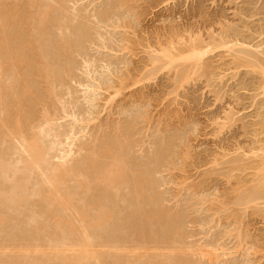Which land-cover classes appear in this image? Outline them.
I'll return each mask as SVG.
<instances>
[{"label": "rangeland", "instance_id": "1", "mask_svg": "<svg viewBox=\"0 0 264 264\" xmlns=\"http://www.w3.org/2000/svg\"><path fill=\"white\" fill-rule=\"evenodd\" d=\"M0 5V37L9 43L8 49L0 47V117L5 108L8 113L5 126L0 118V154L11 151L17 159L10 148L20 139L11 128L24 114H32L29 132L37 131L33 124L45 115L56 119V129L74 125L80 131L67 115L75 113L90 119L89 133L76 142L69 164L97 154L105 141L104 163L120 159L125 179L136 171L146 178L143 189L137 188L138 202L132 182L119 183L118 196L99 180H91L88 190L83 174L67 175L60 185L72 195L62 214L78 230L81 199L92 209L113 210L101 232L125 244L98 246L103 263L264 264V192L247 196L264 185V77L250 66L264 65V0H0ZM237 38L248 44L240 54L221 46ZM192 42L213 48L187 77L185 65L165 68L158 62L160 50L183 51ZM98 84L99 93L86 91ZM21 88H33L36 98L14 93ZM47 88H55L57 97ZM38 178L35 172L31 180ZM99 187L108 195L98 198ZM31 204L45 211L36 226L40 232L18 224L12 240L1 239L0 264H66L41 244L54 228L57 207L44 197H33ZM28 232L30 246L21 238Z\"/></svg>", "mask_w": 264, "mask_h": 264}, {"label": "bare ground", "instance_id": "2", "mask_svg": "<svg viewBox=\"0 0 264 264\" xmlns=\"http://www.w3.org/2000/svg\"><path fill=\"white\" fill-rule=\"evenodd\" d=\"M8 16H10V10L8 11ZM6 42L0 37V47L2 46V48L8 49L9 43ZM244 45L238 38L221 44L222 47L237 55L245 49ZM247 45H245L246 49ZM212 48L211 43L196 44L192 42L186 50L180 51L176 48L174 51H171L164 48L157 52L156 56L159 57L158 62L165 68L174 65H185L187 74L184 77H187L191 71V67H195L196 70L199 69L203 57ZM1 58L2 56H0V60H2ZM250 66H252L253 70L258 69L264 77L263 64L258 63ZM48 75L49 71L46 72L47 78ZM87 87L86 91H93L94 93H99L102 89L99 87V84L98 88ZM7 90L10 89L8 88ZM46 92L57 97L55 88H47ZM14 93L26 96V99L30 100L36 98V92L33 88L14 89ZM110 100H112V97L109 98L108 102ZM92 101L90 100L89 102L92 103ZM1 102L2 104L4 103L3 100ZM4 112L5 117L3 115L0 117L2 126H5L8 121L6 108ZM31 115L30 112L24 114L17 121L16 125L11 128V130L13 129V136L20 139L18 147L10 148V150H13V153L19 154L17 159L13 160L11 151L0 154V226L7 225V229H4V227L0 228V247L4 243L1 239L7 241L12 240L8 239L18 224L19 226L20 224H24L25 227H31L32 225L36 228L39 221H44L45 211H37L31 204L33 197H44L48 205L56 206L57 209L52 210V213L55 215L54 228L51 234L45 238V243L41 244L52 247L56 251L57 257L65 261L66 264H90V259L97 260L98 264H105L102 262L104 258L103 252L97 249V247L104 245L110 248H116L125 244L116 239L106 238L103 232H101L105 231L109 221L113 218L112 215H115L113 214V210L103 205L92 209L86 204L84 199H81L80 202L82 205L76 207L81 220V230H78L74 222L68 216L62 214L64 210H67V205L71 203V192L70 190L61 192L59 187L67 175L83 174L84 182L88 190H91L89 185L91 180H99L105 185L113 186L115 194L118 196L119 186L117 185L120 183L132 186V182L133 192L138 202L142 197V193L137 188L143 189L146 178H141L142 171H136L131 178L125 179L126 171L123 166L124 162H120V159H116L111 164L104 163L105 157L102 153L106 147L105 141L101 143L97 154L91 152L89 155L78 158L69 164V159L76 152V142L89 133L86 128L88 127L90 119L78 117L75 113L67 114L71 116L74 122L78 123L80 131H76L74 125H71L68 131H64L54 128V121L56 120L54 117L45 115L36 125L35 123L33 124L32 128L38 126L37 131L29 132L28 130L26 131V126L29 127L26 124L31 122ZM48 137H51L50 141L45 140ZM62 144L65 145L63 148L60 147ZM35 172L38 173L39 178L37 181H32L31 178ZM45 186L47 189L44 188ZM79 186L83 187L84 184H79ZM95 191L98 193V198L103 195H108L106 188L99 187ZM131 191L129 192L130 194ZM263 192L264 185H261L248 192V199H252V196L258 198ZM123 200L127 201L126 198H123ZM135 208L134 211L137 212L139 208L136 205ZM135 212H133V215ZM12 220H14V224H7V222ZM36 230H38V233L40 232L39 227ZM27 236H31L29 232L21 236L22 240L25 241ZM39 239L36 237L33 238L35 242L34 246L39 245ZM25 242L27 246H30L31 244L28 245L27 243L32 241ZM137 244H139L138 241ZM218 249L216 247V250ZM116 259L120 260L121 257L118 256ZM137 263L141 264V260Z\"/></svg>", "mask_w": 264, "mask_h": 264}]
</instances>
